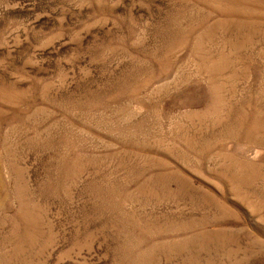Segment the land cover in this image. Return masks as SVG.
Segmentation results:
<instances>
[{
    "label": "rangeland",
    "instance_id": "rangeland-1",
    "mask_svg": "<svg viewBox=\"0 0 264 264\" xmlns=\"http://www.w3.org/2000/svg\"><path fill=\"white\" fill-rule=\"evenodd\" d=\"M0 264H264V0H0Z\"/></svg>",
    "mask_w": 264,
    "mask_h": 264
}]
</instances>
